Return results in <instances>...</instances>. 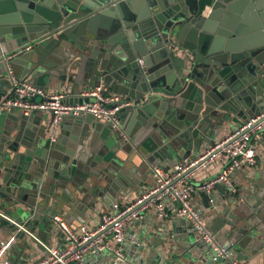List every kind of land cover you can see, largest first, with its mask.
Returning <instances> with one entry per match:
<instances>
[{"label":"water","instance_id":"obj_1","mask_svg":"<svg viewBox=\"0 0 264 264\" xmlns=\"http://www.w3.org/2000/svg\"><path fill=\"white\" fill-rule=\"evenodd\" d=\"M12 77L49 83L78 104L101 81L128 103L118 128L70 116L54 140L47 116L36 121L42 111L0 113V233L62 238L52 217L66 206L145 189L155 164L193 158L228 124L264 112V0H0V104ZM257 141L262 164L247 183L223 200L198 195L231 256L264 264L263 135ZM137 242L134 264H225L192 231L182 253Z\"/></svg>","mask_w":264,"mask_h":264},{"label":"built area","instance_id":"obj_2","mask_svg":"<svg viewBox=\"0 0 264 264\" xmlns=\"http://www.w3.org/2000/svg\"><path fill=\"white\" fill-rule=\"evenodd\" d=\"M88 100L82 104L69 103L65 92H45L43 87L28 79L12 77L11 87L0 104V113L14 109L23 116L38 110L51 114L49 137L55 139V131L65 117L91 114L96 119L118 128V111L128 105L121 96L109 92L103 82L79 94ZM264 112L238 124L222 139L205 147L193 158H183L171 167L154 165L151 167L152 184L133 200L124 204L113 201L107 212L102 213L100 223L95 227L81 226L79 231L57 213L52 221L63 233L57 243H46L31 235L42 249L39 259L33 264H134L138 261L136 250L125 253L124 244L128 229L141 224L150 214L160 221L173 218L183 219L197 239L209 253L213 262L227 264H247L231 256L229 244L218 239V234L209 229L202 209L192 204L193 195L199 190L211 193L215 185L223 184L231 193L237 187L232 181L235 171L257 165L259 156L254 139L260 138L264 130ZM219 161L220 170L200 182H192L191 177L201 168ZM195 169L190 170L193 166ZM214 204L213 199L209 200ZM137 242V237L131 235ZM8 242L0 240V264H18L6 256Z\"/></svg>","mask_w":264,"mask_h":264},{"label":"crops","instance_id":"obj_3","mask_svg":"<svg viewBox=\"0 0 264 264\" xmlns=\"http://www.w3.org/2000/svg\"><path fill=\"white\" fill-rule=\"evenodd\" d=\"M90 86V85H89ZM87 86L86 89H90L92 86ZM43 87L45 92H54V88L50 86L49 83H46ZM9 90L6 91V93H9ZM56 91V90H55ZM13 113L17 116L19 113V110L14 109ZM47 116L46 121L47 123L51 119V114H39L36 116V121L39 123H45V117ZM247 119V118H245ZM240 119L239 121L245 120ZM238 123H231L228 124L225 128H223L219 135L216 137V140L222 139L226 135H228L234 127H236ZM55 137L59 133H65L68 132L66 129H64L63 124L61 123L58 129L55 131ZM264 137V130L262 133H260ZM253 143L256 145V152L259 156V159L257 161V165L253 168H259L261 163V152L259 150V145H262V141H257V139L253 140ZM259 144V145H258ZM262 147V146H261ZM159 165V164H155ZM221 164L219 161L214 162L213 164H210L207 168H201L198 169L194 175L191 177L192 182H200L204 179L209 178L210 176L215 175L220 170ZM252 170L250 168H243L240 170L235 171V173L232 175V181L236 185V187H241L245 181L246 183L248 180H245L246 174ZM144 189V188H143ZM143 189L138 186V184L135 185L134 188H130L127 193H121L116 196V198L113 200L114 202H120L122 204L133 200L140 191ZM215 197L219 200H223L225 196L228 195V190L225 185L223 184H217L215 185L214 189ZM86 198H84V201L81 202V208H74L70 205L66 206L65 210L59 214L63 215V217L66 218V221L69 223V225L73 228L75 231H79V228L81 226L86 227H95L97 226L101 221V215L104 212H107L110 208V203H104L102 205H97L95 208H92L90 206V200L87 203L85 201ZM112 201V202H113ZM192 204L196 206L198 209H203L202 200L198 193L193 195L192 198ZM204 217H206V223H207V216L206 214H203ZM152 214L148 216L147 219H145L141 224L134 225L133 230L128 229V236L126 238V242L124 244V251L125 253H130V251H134V249H137L134 237L131 235H135L137 238L140 239V237H143L144 239H148L150 245L155 248V251L158 250L157 247H164L168 249V246L170 244V247L173 249V252L177 251L178 253H182L185 251V248L188 246V241L190 238V230L188 227V224L180 218H173L168 221H160L158 218H154ZM51 220V219H50ZM208 226V225H207ZM209 229L213 232H216V228H213L211 226H208ZM45 235V236H44ZM43 236H35L38 239H41L42 241L46 243H57L61 240V236L59 233H52L49 232V234H44ZM34 236V235H33ZM0 240H6L8 242L6 256L11 261L16 262L18 264H33L35 261H37L42 254V249L37 244V242L34 240V238L31 237V234H26V237L23 239L15 237L14 234L9 235H3L0 233ZM224 241V240H223ZM157 252V251H156ZM171 253V255L173 254ZM174 252V253H175ZM247 264H257L256 260H252L249 262H246ZM225 264H227L225 262Z\"/></svg>","mask_w":264,"mask_h":264}]
</instances>
